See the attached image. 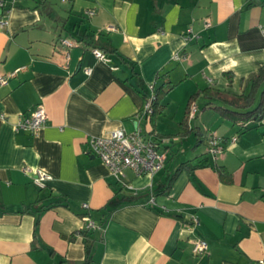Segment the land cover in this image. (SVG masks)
Returning <instances> with one entry per match:
<instances>
[{
    "label": "crops",
    "instance_id": "obj_1",
    "mask_svg": "<svg viewBox=\"0 0 264 264\" xmlns=\"http://www.w3.org/2000/svg\"><path fill=\"white\" fill-rule=\"evenodd\" d=\"M5 1L0 264H258L264 258V121L233 124L213 105L203 109L199 94L188 120L193 131L179 135V123L197 91H248L264 66V0ZM83 33L92 36L91 47L80 40ZM62 38L73 45H60ZM150 84L171 88L161 113L146 119ZM39 104L45 124L35 133L17 130V120ZM116 128H138L154 139L166 151L164 168L153 175L127 171L129 185H117L85 144ZM212 137L222 144L215 155L207 151ZM185 145H193L191 155L177 160ZM182 162L188 168L164 191ZM214 165L230 173L231 183L220 180ZM25 166L52 179L39 188ZM60 199L68 206L41 209ZM81 213L97 226L85 228ZM196 238L207 241L204 253L192 252Z\"/></svg>",
    "mask_w": 264,
    "mask_h": 264
},
{
    "label": "built area",
    "instance_id": "obj_2",
    "mask_svg": "<svg viewBox=\"0 0 264 264\" xmlns=\"http://www.w3.org/2000/svg\"><path fill=\"white\" fill-rule=\"evenodd\" d=\"M6 7V1L0 0V8ZM6 13V12H4ZM94 14L93 10H87L86 15L91 16ZM6 24L5 19L0 20V27ZM205 25H209L205 22ZM113 27H108L111 29ZM190 29H188V32ZM262 34H264V27L260 28ZM59 44L65 48L71 47L73 41L62 38L59 39ZM93 55L102 61L110 62V57L103 51L92 48ZM68 57V52L65 53ZM177 58V55H175ZM115 67H113L114 69ZM86 73L90 72V68L85 69ZM7 82V77L0 76V84ZM154 85L150 84V95L146 99L143 116L146 119L150 118L152 113V100L154 99ZM196 106L194 104L190 107V114H194ZM47 119V113L45 108L39 104L32 109L28 114L22 115L16 122L17 130H24L29 133H35L41 128ZM233 137L232 140H235ZM87 151L97 157L109 170L110 175L115 179L117 185L127 187L129 184L125 182L126 172L130 171L135 176L144 174L153 175L164 168L166 162V151L160 147L151 137H147L138 128L131 132L125 131L123 128H116L103 135H91L86 140ZM222 148V144L219 138L212 137L208 141V152L211 155H215ZM23 171L30 174L32 183L43 188L46 186L47 181L52 179V176L47 171L41 168L32 169L28 166L23 167ZM86 208V204H83ZM85 218V228H93L97 225L91 221L87 216ZM193 225L198 223L197 217L194 215L191 217ZM207 250V241L203 238H196L192 245V252L194 254H201ZM258 264H264V258L259 260Z\"/></svg>",
    "mask_w": 264,
    "mask_h": 264
},
{
    "label": "trees",
    "instance_id": "obj_3",
    "mask_svg": "<svg viewBox=\"0 0 264 264\" xmlns=\"http://www.w3.org/2000/svg\"><path fill=\"white\" fill-rule=\"evenodd\" d=\"M264 3V1H262ZM249 5H254L251 1ZM85 45L92 46V36L86 33L81 35V39ZM229 82H231V73H225ZM171 86L163 89V85L158 88H154V99L152 100V113L150 117L156 116L161 113L163 109L162 99L166 96ZM201 94L206 102L203 104V109L206 106L213 105V109L223 118L227 119L233 124H247L248 122L259 123L264 121V66L260 67L257 73L251 78L249 89L246 93L230 94L214 87H206L200 91L191 94L188 98L185 108L184 117L179 123L181 132L179 135L184 136L193 131L188 128V120L190 115V107L195 101L196 97ZM147 99V98H146ZM198 136V131L194 132ZM201 139L197 137V141ZM184 168H188L186 162H182L172 173L167 186L164 191L167 190L177 174ZM215 171L218 174L220 180L224 183H231L232 177L230 173L223 166L214 165ZM44 188V187H43ZM64 199H60L52 203L51 205L42 206L41 209H46L57 204L68 206ZM30 207L27 205L23 207V210H28ZM82 217L86 216V213L80 214ZM38 216L35 219V229L38 225ZM84 230H80L82 232Z\"/></svg>",
    "mask_w": 264,
    "mask_h": 264
},
{
    "label": "rangeland",
    "instance_id": "obj_4",
    "mask_svg": "<svg viewBox=\"0 0 264 264\" xmlns=\"http://www.w3.org/2000/svg\"><path fill=\"white\" fill-rule=\"evenodd\" d=\"M192 147H193V145H190V147L187 145L183 146L181 148V151H180V154H179L177 160H185V158H187L189 155H191Z\"/></svg>",
    "mask_w": 264,
    "mask_h": 264
},
{
    "label": "water",
    "instance_id": "obj_5",
    "mask_svg": "<svg viewBox=\"0 0 264 264\" xmlns=\"http://www.w3.org/2000/svg\"><path fill=\"white\" fill-rule=\"evenodd\" d=\"M0 12H1V10H0Z\"/></svg>",
    "mask_w": 264,
    "mask_h": 264
}]
</instances>
